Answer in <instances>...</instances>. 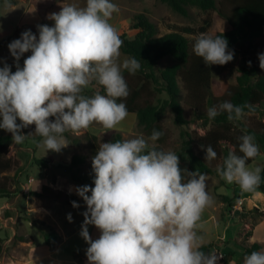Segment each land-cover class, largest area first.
<instances>
[{
    "label": "clouds",
    "instance_id": "9594fccd",
    "mask_svg": "<svg viewBox=\"0 0 264 264\" xmlns=\"http://www.w3.org/2000/svg\"><path fill=\"white\" fill-rule=\"evenodd\" d=\"M12 3L3 0L5 13ZM116 11L114 0L67 3L48 15L54 21L51 26L37 25L38 37L26 29L7 45L17 68L13 72L7 63L0 67V129L11 133L14 145L27 136L21 129L34 124L45 152H59L70 143L66 132L86 129L93 122L114 129L129 116L126 103L118 100L130 91L123 73L135 74L141 63L135 57L121 60L123 40L110 23ZM29 51L19 66L20 57ZM193 51L206 65L234 58L227 38L218 34H199ZM258 58L264 69V52ZM92 81L106 94H84ZM252 107L224 101L209 107L207 115L214 119L226 111L229 120H240L245 108ZM162 135L153 129L147 138L102 142L92 157L94 186L75 187L87 205L79 233L88 244L87 264H218L220 256L202 250L197 232L203 210L213 202L207 173L182 169L176 152L154 143ZM238 139L242 155L232 147L216 171L251 191L261 183L264 169H250L247 160L256 157L260 147L254 133ZM204 149L206 160L217 157L211 145ZM71 203L79 206L75 200ZM67 218L71 221V213ZM89 224L100 230L98 238L90 236ZM243 264H264V250L245 254Z\"/></svg>",
    "mask_w": 264,
    "mask_h": 264
},
{
    "label": "rangeland",
    "instance_id": "374dc122",
    "mask_svg": "<svg viewBox=\"0 0 264 264\" xmlns=\"http://www.w3.org/2000/svg\"><path fill=\"white\" fill-rule=\"evenodd\" d=\"M215 1L219 3L220 0ZM83 2L84 0H16L12 4L13 8L5 13L3 0H0V40L11 35L16 26L28 27L38 37L37 25L51 26L54 23L48 19L50 13L59 12L67 3L83 5ZM114 2L118 6V11L113 13L110 23L119 33L132 15L139 12L146 14L149 20L157 25L159 33L172 30L184 33L192 46L196 37L201 33L214 35L229 28L226 19L214 10L202 11L190 6L189 14L184 16L171 9L165 0H114ZM257 40L258 46L255 54L258 58V54L264 52V35ZM124 57L129 56L121 52V60ZM239 61L240 56L234 50L233 60L223 65L210 64L214 81L233 85ZM4 62L17 66L8 47L0 49V67H3ZM123 74L130 90L129 95L122 98L126 100L134 89H139L144 84L146 78L137 72L131 74L124 71ZM178 83L181 87V104L185 107L188 123L184 126L178 125L169 107L161 110L159 122L166 130L168 137L163 144L165 151H175L179 148L182 129L192 135H201L209 127V124L204 125L201 117H197V111L184 104L185 90L179 80ZM216 86L221 90L223 88L220 84ZM86 88L93 89L90 84ZM148 89L149 91H141L136 100L138 105L146 102L161 105V101L167 98L164 92H157L152 83H148ZM208 108L206 105L202 110L207 113ZM49 119H54V117ZM240 120L249 125L258 121L264 122V114L245 113ZM17 122H20L19 119ZM21 131L27 136L22 144L14 145L11 141L7 156L12 158L14 165L11 170L3 173L12 178L14 192L7 197L0 196V264H87L85 251L88 244L79 234L87 205L75 191L76 186L82 185L72 183L68 174L58 164H68L74 153L90 156V146L86 141H81L78 145L69 143L59 152L53 150L45 152L42 146L43 137L36 139L34 124ZM116 131L121 133L124 140L138 135L147 138L142 127L137 124L134 112H129V116L114 129H106L99 122H93L88 128L71 133L73 135H80L83 132L94 134L100 146L102 142H111ZM88 166H92L90 157H87L83 167ZM179 166L190 171L187 162L179 161ZM247 166L250 169L256 167L262 169L264 151H260ZM207 176V191L213 202L203 210L197 232L202 237L203 243H210V250L217 252L220 256L218 264H235L239 261L243 264L242 253L245 247L257 242L261 245L260 250H264V217L255 218L254 213L247 212L254 207L259 210L264 209V193L260 191V195L254 197L253 193L257 190L256 188L245 191L239 184L229 183L217 174H207ZM43 184L76 196L79 206L66 204L62 199L38 197L30 193L40 191ZM220 195L229 197L232 205L228 206L226 202H223ZM241 198L244 200L242 210H231L236 203L240 204ZM5 212L9 216H5ZM68 213H71V221L67 218ZM39 221L44 222L43 229L57 232L59 237L53 248H49L41 237ZM87 227L92 239L98 238L100 230L91 224ZM19 236H23L24 239H19Z\"/></svg>",
    "mask_w": 264,
    "mask_h": 264
},
{
    "label": "trees",
    "instance_id": "16d2710c",
    "mask_svg": "<svg viewBox=\"0 0 264 264\" xmlns=\"http://www.w3.org/2000/svg\"><path fill=\"white\" fill-rule=\"evenodd\" d=\"M165 1L171 9L184 16L189 14V7L193 6L202 11L214 10L219 16L226 19L229 28L216 34L227 38L229 48L235 50L240 56L239 65L236 68L235 83L230 85L215 82L211 65H206L202 58L194 53L193 46L184 33L176 30L159 33L157 25L149 20L146 14L139 12L132 15L127 25L119 33L123 40L120 50L129 57H135L140 61L141 69L137 73L143 75L146 80L139 89H134L131 95L123 101L126 103L128 111L135 113L137 124L142 127L147 137L151 135L153 129L163 133L154 143L164 150L163 144L168 137L166 130L159 122L161 110L164 107H169L174 114V121L178 125L184 126L188 123L185 107L181 104L179 80L185 90L184 104L197 111V117H201L204 125L209 124V127L201 135H192V133L182 129L180 131L181 144L174 152L177 153L179 161L188 163L190 171L198 170L207 174L219 175L216 168L223 163L229 149L235 147L238 154L242 155L238 149L240 143L238 138L241 135L254 133L260 151H264L263 121L249 125L241 120H229L226 111L221 112L214 119H210L207 113L202 110L206 105L208 107L218 106L224 101H231L235 105L251 104L252 109L245 108V113L264 114V69L260 68L259 59L255 54L258 46L257 39L264 35V0H220L219 3H216L215 0ZM15 2L16 0H13L12 4ZM26 29L30 28L16 26L11 35L0 40V49L7 48V45L13 39L19 38L21 32ZM30 54V51L25 52L20 57L19 66H23L24 58ZM13 59L15 61L14 57ZM15 63L17 65L16 61ZM16 68L17 66H11V71L14 72ZM146 82L147 84H145ZM148 83H152L157 92H164L167 95V98L161 101V105L151 102H146L143 105L137 104L136 100L141 91H149ZM217 84L223 87L222 90L216 86ZM90 85L93 89L85 88L84 94L94 95L97 91L106 94L103 86L96 81H92ZM118 100H122V98H118ZM71 132L68 131L64 134L68 142L78 145L81 141H86L90 146V156L74 153L68 164L60 163L58 166L64 169L72 183L94 186L95 173L92 166L86 168L83 166L87 157L92 158L99 149L97 136L89 132H83L80 135H73ZM40 138L42 137L37 134L36 139ZM116 140H124L119 131H116L111 139L113 142ZM11 141V134L0 129V196L2 197H7L14 192L12 178L3 174L11 170L14 165L12 158L7 156ZM207 145H211L217 152V157L212 161L205 159L204 146ZM256 157L249 158L247 165ZM261 177V183L256 189L264 193V171L261 172ZM30 193L38 197L62 199L66 204H72L71 202L77 199L74 195L52 189L45 184L41 186L40 191H31ZM220 197L228 206L232 205L229 202V197L225 195H220ZM247 212L254 213L255 218L264 216V209L259 210L254 207ZM4 215L9 216L7 212ZM39 223L41 237L49 248H53L59 237L57 232L45 230L42 228L44 222L39 221ZM19 239L23 240L24 237L19 236ZM210 247V243L204 242L202 250L210 252ZM260 248L259 243H251L250 246L244 248L242 259L245 254L260 250ZM235 264H241V261Z\"/></svg>",
    "mask_w": 264,
    "mask_h": 264
},
{
    "label": "crops",
    "instance_id": "0c3cea01",
    "mask_svg": "<svg viewBox=\"0 0 264 264\" xmlns=\"http://www.w3.org/2000/svg\"><path fill=\"white\" fill-rule=\"evenodd\" d=\"M254 197H258L259 195H260V191H258V190H256L254 193ZM239 195V194H238ZM243 199L241 198V200H240V204H238V203H236L234 206V208L233 209H231V210H235V211H240V210H242V206H243ZM264 217V216H263ZM251 234H252V232H251ZM227 264V263H226Z\"/></svg>",
    "mask_w": 264,
    "mask_h": 264
}]
</instances>
